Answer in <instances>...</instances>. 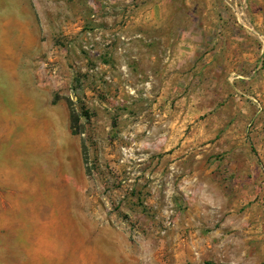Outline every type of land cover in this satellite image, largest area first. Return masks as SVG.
Returning <instances> with one entry per match:
<instances>
[{"label": "rangeland", "instance_id": "obj_1", "mask_svg": "<svg viewBox=\"0 0 264 264\" xmlns=\"http://www.w3.org/2000/svg\"><path fill=\"white\" fill-rule=\"evenodd\" d=\"M242 3L245 18L232 25L255 29ZM223 7L229 19L237 12ZM154 8L143 0H0V58L11 41L2 20L18 19L46 38L38 54H21L18 86L7 85L0 63V264H30L25 241L43 207H27L39 200L22 197L29 189L87 191L65 211L95 222L91 236L128 241L147 264H223L226 256L264 264L232 261L264 257L262 167L256 212H226L224 190L235 177L226 166L241 163L242 151L220 149V132L207 140L199 132L211 120L250 133L242 110H251V94L239 96L250 88L221 84L220 61L194 70L190 40L172 23L150 21ZM254 8L264 16L263 6ZM259 27L242 41L264 62V22ZM244 222L248 229L236 228Z\"/></svg>", "mask_w": 264, "mask_h": 264}, {"label": "crops", "instance_id": "obj_2", "mask_svg": "<svg viewBox=\"0 0 264 264\" xmlns=\"http://www.w3.org/2000/svg\"><path fill=\"white\" fill-rule=\"evenodd\" d=\"M143 1L147 7H155V18L152 19L154 14L150 11L149 20L158 23V28L168 27V24L172 23L173 30L177 32L179 38L190 40L185 43H187V52L195 56L194 70L200 67L205 73L215 68V64L220 61L219 79L221 84L227 87L234 81L238 88L237 92L244 86L250 88V92L239 94L242 99L248 98L247 94H251L250 99L258 98L259 109L252 102L250 111L245 108L242 110L243 113L251 116L253 128L250 133L245 131L244 127L238 131L235 128L223 127V125H212L211 120L205 121L199 130L205 136V140H207L206 136L220 132L221 136L217 140L220 149L230 150L235 147L236 150L242 151L241 163L235 166V162H233L232 166H226L227 174H234L235 177L233 178L234 183L228 185L224 190L227 199L224 208L226 212L243 210V214H253L259 204V202H255V199L260 192V188L255 185V182L260 174V168H264V62L260 59L261 51L254 46L253 42L242 40L247 35L255 36L261 32L259 26L264 22V16L259 12L260 10L254 7H264V0H247L251 7V16L255 27V29H249L250 31L237 30V26L232 25L234 21H239V17L231 13L229 19V15L224 13L223 0ZM9 22L10 26H8ZM2 24L4 27H10L6 34L7 36L10 34L11 41L7 42L0 63L9 73V78L6 79L7 85L16 87L20 80L13 76V70L20 67L21 54H38L41 44H43V48L46 47V38L43 37L41 40L40 32L37 29H21L18 19L2 20ZM21 34L26 37L20 42ZM217 38L220 40H216ZM184 47L180 41L177 50L181 51ZM48 52H50V42ZM201 56L202 59L199 61ZM245 118L246 122L248 117L245 116ZM251 146L254 153L248 152V148ZM22 194V197L39 198L37 201L27 202V207L29 204L43 207V211H36L37 220H35L39 225L35 230L36 235L34 234L33 237L31 236L25 241L28 247H32V249L29 248L26 255V260L30 264H147V256L133 255L129 252L128 241L91 236V227L97 225L95 222L85 220L86 217L81 214L73 217L72 214L65 211L75 203L70 198L85 199L87 191L29 189L21 191ZM52 198L55 199L52 200ZM77 203L79 206L87 205V201L84 200ZM51 207L57 208V210L54 213L46 212L50 211ZM239 226L236 224L237 229H245L249 225L244 222L242 223L244 227ZM62 229H65V232ZM79 231H83V233ZM245 233L247 232L245 231ZM242 235L245 236V234ZM263 259L262 254H251L247 257L241 255L240 258L232 261L244 263L249 260L259 263ZM221 261L223 264H232L229 263L227 256L225 260L221 259Z\"/></svg>", "mask_w": 264, "mask_h": 264}, {"label": "built area", "instance_id": "obj_3", "mask_svg": "<svg viewBox=\"0 0 264 264\" xmlns=\"http://www.w3.org/2000/svg\"><path fill=\"white\" fill-rule=\"evenodd\" d=\"M224 5L227 8H229L230 10L236 9L237 12L235 13V15H238L239 20H241V22H243V20L245 18L246 7H245L244 3H242V1H240V0H224ZM252 102L256 105V107L258 109L260 108V103H259L257 97L253 98ZM248 126L252 129V123L249 124ZM262 170H263V173H264V168L263 167H262ZM261 186L264 187V178H263V182H261Z\"/></svg>", "mask_w": 264, "mask_h": 264}, {"label": "trees", "instance_id": "obj_4", "mask_svg": "<svg viewBox=\"0 0 264 264\" xmlns=\"http://www.w3.org/2000/svg\"><path fill=\"white\" fill-rule=\"evenodd\" d=\"M73 123H74V119L71 116V127H70L71 129L73 128ZM71 133L76 134V133H74V131L73 132L71 131ZM206 264H209V263H206Z\"/></svg>", "mask_w": 264, "mask_h": 264}]
</instances>
